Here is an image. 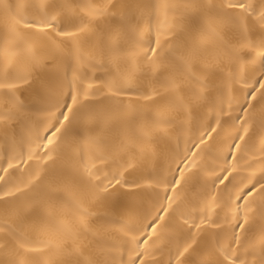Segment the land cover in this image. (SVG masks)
<instances>
[{
    "label": "snow or ice",
    "instance_id": "obj_1",
    "mask_svg": "<svg viewBox=\"0 0 264 264\" xmlns=\"http://www.w3.org/2000/svg\"><path fill=\"white\" fill-rule=\"evenodd\" d=\"M0 7L7 10L0 33V264H85L78 248L90 236L95 252L86 264H264V167L259 175L253 170L257 157L264 164V145L257 150L254 141L256 124L264 138V0ZM145 16L147 40L140 36ZM65 57L81 67L70 74ZM217 78L227 98L214 105V123L173 159L175 178L146 171L160 158L156 141L209 104ZM140 102L155 114L137 111ZM205 153L220 164L205 169ZM62 156L63 168L50 173ZM25 166L28 179L14 183ZM202 170L214 176L211 188L200 192L193 183L185 191ZM244 172L250 174L235 183ZM161 185L163 202L139 226L124 224L122 237L108 240L89 222L90 207L113 190L131 198V208ZM221 191L228 194L223 207Z\"/></svg>",
    "mask_w": 264,
    "mask_h": 264
},
{
    "label": "bare ground",
    "instance_id": "obj_2",
    "mask_svg": "<svg viewBox=\"0 0 264 264\" xmlns=\"http://www.w3.org/2000/svg\"><path fill=\"white\" fill-rule=\"evenodd\" d=\"M3 4L15 6L21 3H28L31 0H0ZM84 3H88L89 0H82ZM91 2H99V0H91ZM215 2L219 3L220 0H215ZM153 3H159V0H153ZM7 15V10L3 7H0V33H3L5 30V18ZM153 24H155V20H153ZM140 36L142 39H148V17L145 16L142 21V30L140 32ZM163 42V40H162ZM171 45L165 44V54L170 51ZM63 64L68 68L70 74L71 71L79 69L81 67L80 64L72 61L71 58L65 57L63 60ZM106 70H97V75H103ZM227 69H225V74ZM227 89L222 83L220 78L216 80V87L212 90V96L209 104H206L198 109H196L192 115L190 121L182 122L176 125H173L170 131V136L162 139H158L156 143L153 145L157 153L159 154V159L156 161H150L147 165V170L155 169L157 172L166 175L168 181H171L175 178V163H173V159H179L184 155L185 150L191 146V144L198 140L201 132L209 123H214V105L215 109L218 110L219 103L221 98H227ZM233 96H238L240 93L235 92L232 93ZM137 111L142 113L145 117L152 116L155 114L154 106L146 105L143 102H140ZM255 118H259V113L255 114ZM234 132V130H233ZM41 134H43L41 132ZM225 137L221 135L217 138L216 143H219ZM71 139V135L69 136ZM254 141L257 146V150L261 145H264V138H262V130L260 129L259 124H256L254 129ZM4 140L2 138V133H0V165L6 166L3 152ZM29 145L26 143L24 145V151L28 150ZM31 147H35V145H31ZM21 149L17 147L16 153L19 154ZM13 155V153H8V156ZM87 158V157H86ZM64 157L62 156L60 160L56 162L55 165L50 168V173L55 169L59 170L63 168ZM201 164L205 166V169L209 165L220 164V161L214 160L213 156L208 154H203L200 161ZM74 164H78V156L74 161ZM169 164H171V170L169 169ZM264 167V164L259 162V157H257V161L254 162V169L256 174L259 175V169ZM111 170H115L113 167ZM29 169L27 166L22 168L19 172H16L12 176V180L14 183H19L20 181H26L29 177ZM67 171V169H65ZM104 171H109V169L105 168ZM251 171V170H250ZM219 172H217V175ZM250 172H244L240 176H238L235 180V183H239L241 179L245 175H249ZM43 175V173H42ZM103 173H101V177ZM132 179L133 177H128ZM214 176L211 172L207 170L200 171L196 176H194L188 185H185V191L191 189L193 183H197V191L203 192L206 189L211 188L212 181ZM47 183V179L45 180ZM4 189V185L0 183V190ZM220 189H223V185L220 186ZM109 198V200L104 203H96L90 207V211L92 212V216L89 217V222L93 225L94 230H97L100 236L108 240H114L118 237L123 236L122 227L124 224H132L134 226H139L143 221V216L146 213H150L154 211L155 207L159 206V203L163 202V197L165 195L163 185L159 188L155 189H147L142 196L135 198L134 204L131 208H129V200L131 198H127L122 196L119 193H115ZM184 192H181L183 195ZM29 195H33V193H29ZM228 194L226 192L221 191L220 193V205L223 207V203L227 200ZM114 208L116 210H114ZM224 213L221 211L220 216L223 218ZM259 234H257V238L255 243L257 246L259 245ZM95 252V246L93 243V237H88L86 240L82 242V244L78 248L79 258L86 262L92 258ZM167 249L163 254V259L167 260ZM64 257L56 256V260H62ZM127 255H125V259Z\"/></svg>",
    "mask_w": 264,
    "mask_h": 264
}]
</instances>
